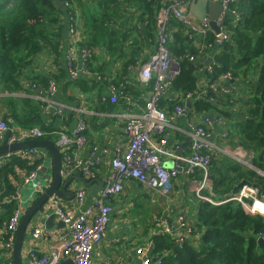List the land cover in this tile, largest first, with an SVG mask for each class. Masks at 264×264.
I'll return each mask as SVG.
<instances>
[{"label":"trees","instance_id":"1","mask_svg":"<svg viewBox=\"0 0 264 264\" xmlns=\"http://www.w3.org/2000/svg\"><path fill=\"white\" fill-rule=\"evenodd\" d=\"M63 1L66 3L65 8H60L56 0H0L2 119L10 118L18 125L26 126L42 112L44 103L34 102L28 94H33L39 85L45 89L51 75L36 72V66L45 60L46 55L60 65L63 50L62 32L65 24H69L71 15L76 19L79 8L89 12L80 36L79 48L92 52L91 46L111 47L114 43L113 37L116 35L106 25L108 22L116 23V20L120 19L114 12L115 8H131L134 13L139 14L138 18L146 23L150 31L156 30L157 33L159 11L171 0H93V7L87 5L85 0ZM229 8L226 28L230 38L218 50L211 48L215 44L214 32L210 31L203 40L190 38L182 31L181 22L171 20L174 36L169 48L172 57L180 66V71L167 82V91L183 95L190 92L196 97L192 112H214L225 118L227 134L224 137L230 146L228 148L242 149L251 157L249 158L252 164L264 170V0H233ZM200 45L204 47L202 51ZM207 52L213 56V71H207L209 82L230 72L235 81L244 80V89L248 92L246 97L238 98L234 91L224 95L220 91H209L198 98L203 86L199 85L197 70L204 61L206 62L203 58ZM192 57L194 61L191 60ZM88 63L89 66L92 64L91 57ZM127 64L137 66L136 60H129ZM134 73L135 77L132 81L128 80V83L125 78L121 79L125 84L123 95L144 103V90L140 78H136L137 71ZM254 76L256 80L252 82ZM75 81L82 87L94 84L86 76H81ZM232 87L234 88V85ZM167 94L160 99L159 106L167 112H174L175 107L182 103L179 98H175L176 94L166 97ZM212 97L218 98L219 102H213ZM126 98L123 101H126ZM204 126L206 127L205 124ZM56 128L43 126L42 131L47 134ZM41 138L52 139V136L44 134ZM40 164L41 158L31 160L16 154H12L0 164V203L3 208L0 217V241L3 243L8 237L7 225L19 207L15 196L20 184L18 170L23 169L30 173ZM187 176V183H201L205 179V172L198 169ZM14 179L17 181L13 182ZM206 183L201 193L212 196L217 201L235 194L244 184H254L264 191V176L219 150L212 154ZM196 209V218L190 220V223L192 232L200 233L199 240L188 239L180 244L167 234L154 236L153 256L162 258L160 264H264V247H260L257 241L264 233L262 217L247 213L236 201L214 205L204 199H198ZM4 249H1L0 253L5 251ZM11 258L12 256L3 257L0 263L9 264Z\"/></svg>","mask_w":264,"mask_h":264},{"label":"built area","instance_id":"2","mask_svg":"<svg viewBox=\"0 0 264 264\" xmlns=\"http://www.w3.org/2000/svg\"><path fill=\"white\" fill-rule=\"evenodd\" d=\"M192 0H171L167 5L163 6L158 14L157 19V42L154 51L150 57L144 61L137 58V66L139 67V78L144 86L149 88V94L144 100L143 108L140 112L132 114H116L122 117L124 122L123 137L127 139V144L123 148L120 145L115 146L111 151L106 147L91 148L86 158H82L76 149H82L89 143L88 123L84 118L78 120L77 125L70 131H62L59 134V147L62 152L63 160V177L65 179L71 177L77 170H81L85 177L89 180H95V169L99 166L103 159L110 153L112 170L103 181V186L99 192V196L94 199L89 207L80 213H76L73 208L67 207L64 199L54 196L45 204L46 211H52L57 218L65 223V229L61 231L59 236V244L54 246L47 255H38L35 250H31L30 255L36 264H59L64 257H70L75 264H94V252L98 244L106 235L107 227L110 224L113 212V199L123 190L125 182L136 180L148 186L151 189H160L167 192L172 188V179L178 177L182 172L192 174L198 169L205 172V179L197 186V193L206 186L208 180V169L211 164L212 154L215 150H219L237 161L255 169L262 176L264 170L252 164L246 153L238 148L236 150L226 148L222 149L213 143L211 140V132L203 123L189 122L187 132L192 139L191 153L183 156L176 153V150H166L168 144V130L174 123L175 118L181 115L184 111L182 105L175 107L173 114L159 106L160 99L167 91V82L174 78L180 71L178 62L172 57V52L169 48V43L174 36V28L172 19L181 22L182 26L187 30V35L190 38L203 40L208 36V33H215V44L213 50L220 48L230 38V33L226 28V21L230 14V3L233 0H218L223 6V12L218 19L220 31L215 32L210 25L208 19H201L199 22H194L190 17L189 2ZM185 2L186 6L181 5ZM69 31L71 36V48L66 56V64L68 73L71 78L77 79L81 76L90 74L89 58L92 56L90 50L84 48L79 49V60L76 58L74 48H77L80 40V30L77 28L75 19L70 17ZM204 49L200 45V50ZM194 61V57L191 58ZM203 60V59H202ZM208 72H212L211 64L206 66ZM208 82L203 86L198 93V98L208 94L209 91H220L223 95L232 93V82H235L232 74L226 72L217 80ZM50 87L44 92V96L40 99L48 102L44 107L46 112L50 111V97L56 92V83L53 80L49 82ZM115 89V88H114ZM191 95L189 92L187 96ZM111 101L118 100L115 93L111 96ZM213 102H218L219 99L212 97ZM63 108L56 110L57 114H62ZM8 129V122L4 119L0 120V138ZM13 132V131H12ZM11 140L13 142L27 140L32 138H41L44 131L38 127H20L16 128L12 133ZM178 148V144H176ZM175 148V149H177ZM42 147H29L20 149L14 153L0 156V164L4 159H8L12 154L21 156L22 158H43L41 155ZM163 156H170L175 160L172 167H167L163 163ZM42 167L40 164L30 173H25L20 184L34 186V195L42 192L44 186L38 180L39 172ZM75 197L79 202H83L86 197V188H78L75 190ZM202 199L214 204H222L229 201H237L241 204L247 213L258 214L264 218V212L257 207V204L264 206V195L262 190L254 184H244L238 192L230 197L217 201L212 196H201ZM252 205V206H251ZM22 204L12 215L8 225V237L4 243V247L12 249L16 236V231L23 212ZM259 211L258 213H256ZM193 227L190 219L180 213L176 223H171L168 220L161 224L157 229L156 234L171 235L175 242L183 244L187 238L194 237L198 239L200 233L192 232ZM46 232L42 225L34 227L32 231V240L35 241ZM259 238L264 239V233ZM257 239V241H258ZM152 242L147 247L140 246L136 249L137 254L141 257L139 264H160L162 258L149 254ZM134 264V263H130ZM247 264H257L250 262Z\"/></svg>","mask_w":264,"mask_h":264},{"label":"crops","instance_id":"3","mask_svg":"<svg viewBox=\"0 0 264 264\" xmlns=\"http://www.w3.org/2000/svg\"><path fill=\"white\" fill-rule=\"evenodd\" d=\"M92 1L93 0H85L87 5L93 7L94 4H92ZM213 1L218 2V0H209L206 8L207 12L210 11V3ZM192 2L193 0L188 4L189 12L191 13L190 17L197 23L201 20V18L191 12L190 8ZM114 12L120 16V19L116 20V23L113 21L108 22L106 25L109 30L116 35V37H113L114 43L110 45L111 47H109V45L107 47L104 45H100L99 47L91 46V72L86 77L91 79L94 84L91 83L89 87H82L74 79H71L68 73L66 56L72 45L69 24L66 23L62 32L63 50L60 65L59 63H54L52 58L46 55L45 60L40 62L35 69L36 72H42L49 76L51 75V79L55 81L57 85L55 94L50 97V111L46 112L44 110V107L48 102L40 99L44 96V92L47 88L44 89L39 85L33 94H28L34 102L39 104L40 102L44 103V105H42V112L39 115H36L35 119L30 120L33 127H38L41 130H43V126L57 127L53 132L47 134L46 131H44L45 135L52 136V139H46L58 142L60 132H70L77 125L80 118H84L87 121L89 127V143L82 149L75 148V152L82 158L87 157L91 148L100 149L102 147H106L111 151L117 145L124 148L128 142L127 139L123 137V126L125 120H123L120 116H116V114L137 113L142 110L144 105L143 102L136 100V98L124 97L123 88L125 87V84L121 81V79L125 78L127 83L130 79L132 81L135 77L134 72L136 71L138 74H136V78L138 76L139 79V67L133 65L128 66L127 62L129 60H137V58L140 60L148 59L155 49L157 33L156 30L150 31L147 28L146 23L140 21L138 18L139 14L134 13L131 8H115ZM88 13L89 12L84 9L81 10L79 8L77 10L75 22L77 28L80 30V33L84 31L87 19L86 15ZM181 29L184 33H187V30L185 31L183 26ZM109 38H111V36H109ZM79 49V45L77 48H74L77 60H79ZM214 50H218V48ZM209 58L212 59L213 56L212 53L207 52L205 58L203 59L208 60ZM212 62L210 64H212ZM206 66L207 64L204 61V64L197 70L199 85L204 86L208 82ZM255 80L256 76L252 77V82H255ZM141 84L144 90L142 99L146 100L149 94V89L144 86L142 82ZM233 85V93H235L238 98L241 96H243V98L247 96L248 92L244 89L246 86L244 80L238 79L232 84V86ZM167 92L165 93L167 94L166 97H172L176 94L175 92L174 94L169 91ZM113 93H115L118 98L116 102L111 101L110 96ZM187 95L177 93L175 96V98L180 99L182 106L185 109L181 115L175 118L174 123L172 122V126L169 127L167 134L168 144L165 146L166 150L174 149L177 154L183 156L191 153L192 141L190 140L192 139L187 132V128L189 122L192 121L204 123L206 125L211 132V140L215 145L221 147L222 149L230 147L228 145V141L224 137V135L227 134L225 130L227 128V121L225 118L220 117L214 112L203 114H196L192 112L196 97L194 94L189 96ZM125 98L126 101H123ZM188 103H191L192 106L188 107ZM58 108H63L62 114L56 113ZM221 108L224 107L221 106ZM187 110L189 111L186 112ZM168 114H173V111H168ZM1 119L2 116H0V120ZM7 122L8 128L11 126L13 132L16 128L22 127L18 124L17 127H14L13 120L10 118ZM5 132L0 138V144L5 138ZM11 137L10 141H12ZM176 144H178V148L176 147ZM40 152L41 155H43V158H41L42 166H44L45 163L48 166L47 172H39L38 176V180L41 181V185L45 187L52 181V159L51 154L47 149L42 148ZM112 156L113 153H110L103 159L102 163L96 167L95 179L104 181V179L108 176L112 170ZM162 159L163 163L167 167H171L175 164V160L170 156H163ZM5 161L6 159L2 162ZM18 173L20 179L19 182H21L26 172L22 169L18 170ZM187 175L188 173L182 172L180 176L174 180L175 189L171 194H168L165 191L163 192V190L160 189H151L136 180L125 182L122 192L116 195L113 199L112 220L107 227L105 237L98 244L94 252L93 263L139 264L141 262V257L137 254L136 249L140 246L147 247L149 243L152 242L153 244L149 254L153 255L154 236L156 235L157 229L161 227L162 222L164 223L165 220H168L171 223H176L177 217L180 213H184L190 220H194L196 218L197 200L202 199L201 196L205 195L202 194L201 191L200 193H197V186L200 182L192 181L187 183V180H189ZM14 180L13 182L17 181L16 179ZM18 186V196H15L16 199H18V204H22V206H24L27 202L26 198L22 194L23 186L22 184H19ZM98 186L99 184L95 180L92 186L85 187L86 197L83 202H79L76 197H74L73 199H64L65 205L73 208L76 213L84 211L91 205L94 199L97 198L96 194L99 196V192L102 187L99 188ZM82 187L84 186L78 181H74V183L70 185L72 190ZM31 195L32 196L29 195V197L32 202L34 201V193ZM24 211L25 208L23 207L22 214ZM2 213L3 208L0 203V217H2ZM51 213L52 211L40 213L30 222L22 250V264H36L30 255L32 249L35 250L38 255L42 256L47 255L54 246L59 244L60 232L64 230L66 226H64V228L60 231V228H58L60 219L56 217L52 227L50 229L46 228V218ZM39 225H42L46 232L39 237L34 244V241L32 240V231L34 227ZM199 238L200 237L195 239L192 236L186 240H199ZM4 243L0 241V250L5 248V251L0 253V259L12 256L13 247L9 250L4 247ZM70 261H72L70 257H64L61 259L60 263L71 264ZM12 262L13 257L11 258V262H9V264H12Z\"/></svg>","mask_w":264,"mask_h":264},{"label":"water","instance_id":"4","mask_svg":"<svg viewBox=\"0 0 264 264\" xmlns=\"http://www.w3.org/2000/svg\"><path fill=\"white\" fill-rule=\"evenodd\" d=\"M208 3L209 0H193L190 8L191 12H193V14H195L201 19H208L210 21L211 28L215 32H219L220 26L218 25V19L220 14L224 10L223 6L220 3L213 1L210 3L211 6L210 11L207 12L206 8L208 6ZM56 4L60 8L66 7V4L63 0H56ZM211 62H212L211 58L206 60L207 65L210 64ZM191 106L192 104L188 103V107ZM188 111L189 110H187L186 112ZM12 133L13 132L10 126L5 132V138L3 142L0 144V156L8 155L20 149H26L29 147H42L47 149L51 154L52 172H53L52 181L44 187V190L42 192L34 195V201L31 202L30 197H28L26 200L27 204L24 205L25 211L21 216L19 226L16 231V238L12 250V257H13L12 264H22V250H23V245L27 234L28 226L30 222L35 218V216H37L40 213L48 212L45 210V204L49 201V199L54 196H58L63 199H73L75 197V190H72L70 188V185L74 183V181H78L84 187H90L93 185V183L96 180L99 184L98 186L99 188L103 186V181L99 179L89 180L87 177L84 176L81 170H77L71 177L65 179L62 173L63 171L62 152L60 150L59 143L57 141H52L46 138H32V139L13 142L10 141V137ZM47 168L48 166L45 163L44 166L41 167L40 172L43 173L47 172ZM16 196H18V193H16ZM96 196L98 197L97 194ZM56 217L57 216L53 212L47 216L45 223L46 228L50 229L52 227L54 219ZM64 226L65 223L62 220H60L58 223V228L62 229L64 228ZM258 243L260 247H264L263 238H259ZM70 262L71 264H75L73 260Z\"/></svg>","mask_w":264,"mask_h":264},{"label":"rangeland","instance_id":"5","mask_svg":"<svg viewBox=\"0 0 264 264\" xmlns=\"http://www.w3.org/2000/svg\"><path fill=\"white\" fill-rule=\"evenodd\" d=\"M66 4V3H65ZM181 5H184V6H186V4H185V2H183V3H181ZM119 8V7H118ZM71 15V14H70ZM72 16V15H71ZM185 29V28H184ZM185 31H186V29H185ZM209 78V77H208ZM71 79H73V78H71ZM75 80V79H74ZM247 82H248V80L247 79H245ZM50 82V81H49ZM56 85V84H55ZM203 86V85H202ZM50 87V84H48V86L46 87V88H49ZM56 88H57V85H56ZM57 90V89H56ZM211 92H213V91H211ZM19 95H22V94H19ZM32 99V98H31ZM13 125H14V127H17V123H15V122H13ZM20 126V125H19ZM22 127H33V125H32V123H28L26 126H22ZM247 156L246 157H250L248 154H246ZM236 160V159H235ZM47 163H49V162H47ZM177 178V177H176ZM176 178H173L172 179V182H171V184H172V186L175 184V182H174V180L176 179ZM23 188V190H22V194L24 195V197L26 198V200H27V198L29 197V195H31V194H33L34 193V190H35V188H34V186L33 185H28V186H23L22 187ZM174 188L175 187H172L169 191H167L166 193H172L173 192V190H174ZM262 195H264V191L262 192ZM237 202V201H236ZM252 206V205H251ZM263 212H264V210H262ZM259 211H257L256 213H258ZM249 214H251V213H249ZM251 215H254V216H258V214H251ZM263 218V217H262ZM263 220H264V218H263Z\"/></svg>","mask_w":264,"mask_h":264},{"label":"bare ground","instance_id":"6","mask_svg":"<svg viewBox=\"0 0 264 264\" xmlns=\"http://www.w3.org/2000/svg\"><path fill=\"white\" fill-rule=\"evenodd\" d=\"M257 207H260V209H264V206L261 204H257ZM33 224V223H32Z\"/></svg>","mask_w":264,"mask_h":264}]
</instances>
